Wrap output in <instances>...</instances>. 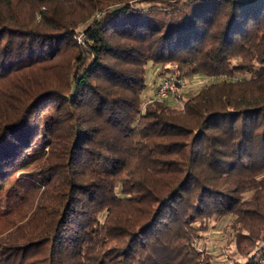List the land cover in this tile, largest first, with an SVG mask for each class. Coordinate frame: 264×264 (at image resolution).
Here are the masks:
<instances>
[{"label": "trees", "instance_id": "obj_1", "mask_svg": "<svg viewBox=\"0 0 264 264\" xmlns=\"http://www.w3.org/2000/svg\"><path fill=\"white\" fill-rule=\"evenodd\" d=\"M149 63L222 78L145 102ZM226 218L253 264L264 0H0V264H212Z\"/></svg>", "mask_w": 264, "mask_h": 264}, {"label": "rangeland", "instance_id": "obj_2", "mask_svg": "<svg viewBox=\"0 0 264 264\" xmlns=\"http://www.w3.org/2000/svg\"><path fill=\"white\" fill-rule=\"evenodd\" d=\"M77 37L80 39L81 35L78 33ZM158 66L149 63L147 65V83L148 87L145 90L149 92L145 94L144 101L147 102L153 95L150 92L154 93V87L159 79L157 75ZM190 79V85L183 93H197L199 88L206 82L215 80L213 78H207L202 74L193 75L188 77ZM217 79H219L217 77ZM145 92V93H146ZM173 99L172 96L166 98V101ZM178 106L181 105L180 101L176 98L173 99ZM172 100V101H173ZM228 219H219L210 221L209 229L202 234V237L198 239L197 245L199 247L205 248L208 252L212 254V264H235V259L244 261V258L237 254L235 251V246L230 238L229 233Z\"/></svg>", "mask_w": 264, "mask_h": 264}, {"label": "built area", "instance_id": "obj_3", "mask_svg": "<svg viewBox=\"0 0 264 264\" xmlns=\"http://www.w3.org/2000/svg\"><path fill=\"white\" fill-rule=\"evenodd\" d=\"M211 78L217 79L215 76ZM218 78L221 79L222 77L218 76ZM189 85L190 79L188 77L176 76L174 74L160 76L155 84L154 93L147 102L153 99H166L169 96H175L182 93ZM253 264H264V255Z\"/></svg>", "mask_w": 264, "mask_h": 264}, {"label": "crops", "instance_id": "obj_4", "mask_svg": "<svg viewBox=\"0 0 264 264\" xmlns=\"http://www.w3.org/2000/svg\"><path fill=\"white\" fill-rule=\"evenodd\" d=\"M145 92H146V91H145ZM147 93H149V92H146L145 94H147ZM150 93L153 94V92H150ZM151 96H152V95H151ZM172 97H173V96H172ZM173 99H174V97H173ZM173 99L171 98V100H169L168 102L171 103V104H172V103H175V101H174ZM172 100H173V101H172Z\"/></svg>", "mask_w": 264, "mask_h": 264}]
</instances>
